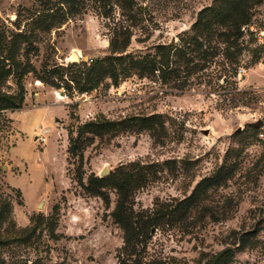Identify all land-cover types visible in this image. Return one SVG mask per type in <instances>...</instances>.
<instances>
[{
    "label": "rangeland",
    "instance_id": "374dc122",
    "mask_svg": "<svg viewBox=\"0 0 264 264\" xmlns=\"http://www.w3.org/2000/svg\"><path fill=\"white\" fill-rule=\"evenodd\" d=\"M82 1L71 15L58 0H0V264H120L116 192L103 189L105 202L86 188L123 166L146 171L134 200L142 213L175 205L232 168L183 221L154 231L147 260L264 264V0L250 11L237 71L220 55L209 65L195 54L191 73L179 64L172 77L131 74L117 85L107 74L90 91L72 76L109 56L113 18H128L114 1ZM215 1L135 0L140 21L128 52L179 43ZM101 114L154 115L158 131L96 139L70 159V132Z\"/></svg>",
    "mask_w": 264,
    "mask_h": 264
},
{
    "label": "trees",
    "instance_id": "16d2710c",
    "mask_svg": "<svg viewBox=\"0 0 264 264\" xmlns=\"http://www.w3.org/2000/svg\"><path fill=\"white\" fill-rule=\"evenodd\" d=\"M58 1V5L63 4L69 7V14L77 12L75 7L79 4V0ZM113 1L123 11L121 15L128 18V21L126 25H122L118 23L119 21L114 22L113 18L110 28L112 38L109 56L98 60L95 67L89 69L86 74L72 76L78 86L82 84V81L89 86L88 89L81 88L82 91L93 90L107 74L115 83L114 85H117L120 76L126 77L131 74L148 78L155 77L156 74H169L172 77L177 74L179 64L191 73L195 65V54L201 61L209 62V65L220 55L224 59L223 66L226 64L230 69L237 71L240 65V54L244 49L242 41L244 32L251 24L250 11L261 2V0H216L211 7L203 9L198 14L191 30L184 34V38L179 39V43L159 44L155 46L153 53L134 55L128 52V48L133 36L132 27H136L140 21V13L135 10V0H93L95 4H99V8H104ZM105 11L103 17L111 18L112 14L108 10ZM93 71L97 74H90ZM11 105L21 107L20 104L15 103L7 104L6 107ZM158 119L159 117L152 115L116 121L101 114L94 120L80 124L75 131L70 132V159H82L87 146L96 139H103L121 132L139 133L144 130L156 132L158 131L156 127L159 125ZM140 168L123 166L104 178L92 176L88 179V183L93 188L86 189L93 195L102 197L105 202H108L109 196L103 189L116 192V206L111 216L123 231L124 244L119 255L120 264H163L159 259L147 260L146 257L154 231L165 225H171L170 222L183 221L208 190L222 183V179L231 173L232 168L221 167L211 177L204 178L190 197L175 205L166 204L149 213L135 210V194L148 181L146 171ZM203 264H219V258L213 256Z\"/></svg>",
    "mask_w": 264,
    "mask_h": 264
},
{
    "label": "water",
    "instance_id": "95a60500",
    "mask_svg": "<svg viewBox=\"0 0 264 264\" xmlns=\"http://www.w3.org/2000/svg\"><path fill=\"white\" fill-rule=\"evenodd\" d=\"M251 125H253V126H259L260 125V123H253V124H251ZM242 129L240 128L239 129V131H241ZM107 173H108V170L106 169V170H104V172H103V175H107Z\"/></svg>",
    "mask_w": 264,
    "mask_h": 264
},
{
    "label": "built area",
    "instance_id": "2783aa9c",
    "mask_svg": "<svg viewBox=\"0 0 264 264\" xmlns=\"http://www.w3.org/2000/svg\"><path fill=\"white\" fill-rule=\"evenodd\" d=\"M91 63L93 62V60H89ZM89 63V62H88Z\"/></svg>",
    "mask_w": 264,
    "mask_h": 264
}]
</instances>
